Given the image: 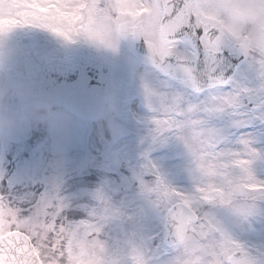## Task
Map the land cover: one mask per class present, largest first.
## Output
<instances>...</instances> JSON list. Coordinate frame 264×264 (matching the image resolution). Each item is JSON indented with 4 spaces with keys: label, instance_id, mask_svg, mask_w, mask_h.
Segmentation results:
<instances>
[{
    "label": "snow or ice",
    "instance_id": "1",
    "mask_svg": "<svg viewBox=\"0 0 264 264\" xmlns=\"http://www.w3.org/2000/svg\"><path fill=\"white\" fill-rule=\"evenodd\" d=\"M26 25L144 42L149 151L181 145L183 183L145 153L161 224L113 235L107 201L77 221L55 197L23 208L0 193V264H264V0H0V33Z\"/></svg>",
    "mask_w": 264,
    "mask_h": 264
},
{
    "label": "rangeland",
    "instance_id": "2",
    "mask_svg": "<svg viewBox=\"0 0 264 264\" xmlns=\"http://www.w3.org/2000/svg\"><path fill=\"white\" fill-rule=\"evenodd\" d=\"M14 83L43 93L69 90L72 123L67 133L55 136L37 126L0 137L1 193L15 198L23 208L55 197L66 204L69 219L77 221L107 201L118 213L106 225L109 235L121 230L142 233L160 226L161 216L141 191L138 178L145 153L177 185L183 183L179 176L183 148L169 142L149 151L153 114L145 85L158 88L153 68L127 54L121 40L113 48L83 37L68 40L49 29L26 25L0 33V86ZM80 98L82 104L86 99L85 114ZM55 101L63 106L58 96ZM109 108L115 109V120ZM35 135L36 143H26ZM24 138L27 141L22 143ZM52 145L77 147L81 156L73 167L54 168L49 162L67 159L59 153L47 156L46 149Z\"/></svg>",
    "mask_w": 264,
    "mask_h": 264
},
{
    "label": "clouds",
    "instance_id": "3",
    "mask_svg": "<svg viewBox=\"0 0 264 264\" xmlns=\"http://www.w3.org/2000/svg\"><path fill=\"white\" fill-rule=\"evenodd\" d=\"M113 120L115 109L109 108ZM70 110L47 94L24 84L0 86V137H12L27 129L43 127L51 135L67 133Z\"/></svg>",
    "mask_w": 264,
    "mask_h": 264
},
{
    "label": "flooded vegetation",
    "instance_id": "4",
    "mask_svg": "<svg viewBox=\"0 0 264 264\" xmlns=\"http://www.w3.org/2000/svg\"><path fill=\"white\" fill-rule=\"evenodd\" d=\"M123 41L125 42L126 46L129 48V50L134 53V55L138 56L139 58L141 59H144L143 56L139 55V54H136L135 51H134V43H131L129 42L128 40H124ZM48 96L51 97L53 100L55 99V95H56V92H55V89H51L49 90L48 92ZM70 91L68 90L67 92H64L63 95L65 96V101H70ZM81 95H83L81 93ZM85 103V104H84ZM82 104V99H81V102H79V106L82 108V107H86V99H85V102ZM66 107H71V104H67Z\"/></svg>",
    "mask_w": 264,
    "mask_h": 264
},
{
    "label": "water",
    "instance_id": "5",
    "mask_svg": "<svg viewBox=\"0 0 264 264\" xmlns=\"http://www.w3.org/2000/svg\"><path fill=\"white\" fill-rule=\"evenodd\" d=\"M142 51L145 52L148 55L147 48L146 49H142Z\"/></svg>",
    "mask_w": 264,
    "mask_h": 264
}]
</instances>
